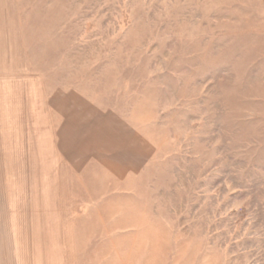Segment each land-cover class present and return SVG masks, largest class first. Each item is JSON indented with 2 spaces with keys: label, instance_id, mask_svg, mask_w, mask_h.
Segmentation results:
<instances>
[{
  "label": "rangeland",
  "instance_id": "1",
  "mask_svg": "<svg viewBox=\"0 0 264 264\" xmlns=\"http://www.w3.org/2000/svg\"><path fill=\"white\" fill-rule=\"evenodd\" d=\"M0 264H264V0H0Z\"/></svg>",
  "mask_w": 264,
  "mask_h": 264
},
{
  "label": "crops",
  "instance_id": "2",
  "mask_svg": "<svg viewBox=\"0 0 264 264\" xmlns=\"http://www.w3.org/2000/svg\"><path fill=\"white\" fill-rule=\"evenodd\" d=\"M103 165H104V166H109L108 163H107V165H105V164H103Z\"/></svg>",
  "mask_w": 264,
  "mask_h": 264
}]
</instances>
